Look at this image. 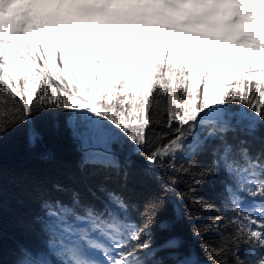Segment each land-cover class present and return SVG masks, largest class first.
<instances>
[{"label":"snow or ice","instance_id":"obj_1","mask_svg":"<svg viewBox=\"0 0 264 264\" xmlns=\"http://www.w3.org/2000/svg\"><path fill=\"white\" fill-rule=\"evenodd\" d=\"M16 3L0 0V140L40 113H63L78 169L100 182L85 186L87 196L53 184L38 217L43 246H20L13 264H145L141 255L152 252L145 237L163 200L148 198L143 223L133 222V204L108 187L113 176L126 187L133 166L126 149L161 170L152 179L166 192L180 183L168 172H191L178 160L196 164L210 153L197 175L223 173L224 215L193 232L227 217L233 247H206L213 264H264V137L257 135L264 127V0H29L23 12ZM177 194L220 211L191 192ZM162 246L177 250L171 264H199L179 254L175 237ZM229 252L232 260L221 258Z\"/></svg>","mask_w":264,"mask_h":264},{"label":"trees","instance_id":"obj_2","mask_svg":"<svg viewBox=\"0 0 264 264\" xmlns=\"http://www.w3.org/2000/svg\"><path fill=\"white\" fill-rule=\"evenodd\" d=\"M29 31L33 32L34 37L35 32L31 26ZM32 131L37 134L35 143L30 141ZM160 131L159 127L155 129V132ZM257 135L264 137V127ZM259 147L257 142L255 149ZM128 148L131 149L132 146L129 145ZM125 153L129 154L133 161L126 187H122L121 180L116 176L108 181V187L123 192L133 204V222L143 223L140 213L145 211L144 205L148 198L158 197L163 200V208L156 214L155 222L145 237L152 244V252H146L140 257L145 264H155L156 261L171 264L176 258L177 250L162 246L170 237L181 241L178 251L182 257L199 261V264H213V257L205 251L206 247H233L225 240L232 232L230 227H226L227 217L223 223L212 226L200 236L193 232L194 228L211 224L217 215H224L220 183L223 173L219 177L203 180L197 175L201 165L211 162L210 153L195 157L198 161L196 164L189 163L192 157L177 161L178 168L183 165L190 168L191 172L167 173L177 176L180 181L174 192L164 191L160 183L152 179L153 173L162 174L158 167L149 164L142 155L135 154L134 149L131 152L126 149ZM123 155L124 153L121 154L122 158ZM79 159L78 146L65 115L60 112L49 110L40 113L31 124L12 129L0 140V259L4 264H13L18 258L17 249L20 246H27L34 251L42 248L43 237L38 220L41 214V199L53 184L78 188L87 196L85 186L94 187L100 182L99 177L86 179L82 175L78 169ZM178 192H191L195 198L203 197L209 203H215L220 211L200 209L192 199H180ZM56 195L67 200L63 194ZM247 202L251 203L247 204L248 207L255 203L251 200ZM137 206L138 211L135 210ZM241 248L238 255L241 259H246L248 250L244 246ZM221 258L233 259L230 252Z\"/></svg>","mask_w":264,"mask_h":264},{"label":"rangeland","instance_id":"obj_3","mask_svg":"<svg viewBox=\"0 0 264 264\" xmlns=\"http://www.w3.org/2000/svg\"><path fill=\"white\" fill-rule=\"evenodd\" d=\"M28 4H29V2H28ZM261 23H264V21H260Z\"/></svg>","mask_w":264,"mask_h":264}]
</instances>
